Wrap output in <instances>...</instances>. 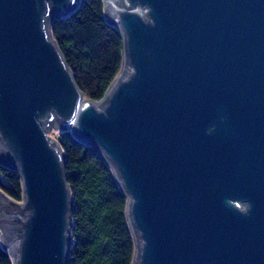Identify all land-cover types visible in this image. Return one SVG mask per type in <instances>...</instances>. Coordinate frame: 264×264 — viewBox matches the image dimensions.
I'll list each match as a JSON object with an SVG mask.
<instances>
[{
  "label": "water",
  "instance_id": "obj_1",
  "mask_svg": "<svg viewBox=\"0 0 264 264\" xmlns=\"http://www.w3.org/2000/svg\"><path fill=\"white\" fill-rule=\"evenodd\" d=\"M80 0H0V248L69 264L71 129L126 194L130 264H264V0H103L122 34L103 96L84 95L51 33Z\"/></svg>",
  "mask_w": 264,
  "mask_h": 264
},
{
  "label": "trees",
  "instance_id": "obj_2",
  "mask_svg": "<svg viewBox=\"0 0 264 264\" xmlns=\"http://www.w3.org/2000/svg\"><path fill=\"white\" fill-rule=\"evenodd\" d=\"M103 0H80L68 15L55 17L51 33L84 95L100 99L121 65L122 34L104 17ZM52 134V133H51ZM65 154L73 201L69 264H130L133 238L125 214L126 194L112 168L71 129L55 134ZM0 188L22 199L20 172L0 164ZM0 264H12L0 248Z\"/></svg>",
  "mask_w": 264,
  "mask_h": 264
},
{
  "label": "rangeland",
  "instance_id": "obj_3",
  "mask_svg": "<svg viewBox=\"0 0 264 264\" xmlns=\"http://www.w3.org/2000/svg\"><path fill=\"white\" fill-rule=\"evenodd\" d=\"M58 131H59V129H55L54 126H52V128H51L50 131L46 130V132H47L50 136H52V137H54V138H55V134H57ZM51 133H52V134H51ZM0 175H2L1 172H0Z\"/></svg>",
  "mask_w": 264,
  "mask_h": 264
}]
</instances>
